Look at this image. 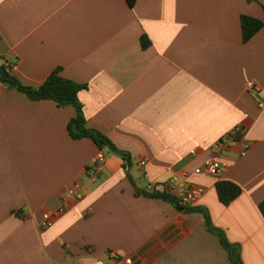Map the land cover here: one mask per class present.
I'll return each instance as SVG.
<instances>
[{
	"label": "crops",
	"instance_id": "0c3cea01",
	"mask_svg": "<svg viewBox=\"0 0 264 264\" xmlns=\"http://www.w3.org/2000/svg\"><path fill=\"white\" fill-rule=\"evenodd\" d=\"M243 16L264 21V0H0V66L28 87L57 69L86 85L87 126L131 155L134 183L70 136L74 107L0 84V264H232L203 214L136 195L171 180L202 188L193 206L264 264V27L244 43ZM234 134L222 176L197 174ZM220 181L242 189L228 206Z\"/></svg>",
	"mask_w": 264,
	"mask_h": 264
},
{
	"label": "trees",
	"instance_id": "16d2710c",
	"mask_svg": "<svg viewBox=\"0 0 264 264\" xmlns=\"http://www.w3.org/2000/svg\"><path fill=\"white\" fill-rule=\"evenodd\" d=\"M127 4L133 8L137 0H126ZM242 39L244 43H248L263 27L264 21L243 16L241 19ZM144 48L148 46L146 38L142 40ZM0 84L9 89H17L27 95L33 101H54L59 107L72 106L76 109V116L70 121L68 131L74 140L91 139L103 153L115 155L121 158L124 162L123 168L128 178L133 183L131 178L132 159L127 152L120 151L116 145L103 133L96 129H91L87 126V119L84 114L83 105L79 95L87 89L86 85L76 83L66 79L61 74V69L55 70L48 79L38 88L28 87L23 85L13 74L11 65L4 63L0 66ZM235 139H240L239 135H235ZM134 184V183H133ZM217 192L220 202L228 206L242 194V189L229 181H220L217 184ZM136 195H144L150 198L162 199L172 205L178 211L185 213H201L206 219V228L209 233L216 236L223 248L229 255L232 264H244L241 256V247L238 244H233L229 241L226 233L214 226L211 217L207 210L198 206L183 205L181 200L173 194L167 192H148L136 189ZM259 210L264 218V201L259 204Z\"/></svg>",
	"mask_w": 264,
	"mask_h": 264
},
{
	"label": "built area",
	"instance_id": "2783aa9c",
	"mask_svg": "<svg viewBox=\"0 0 264 264\" xmlns=\"http://www.w3.org/2000/svg\"><path fill=\"white\" fill-rule=\"evenodd\" d=\"M248 88L250 91H255V92L257 91L254 82H250L248 84ZM233 140H235V134L222 139L217 145H215L212 149L211 157L206 161L203 167L199 168L196 171V173L207 175L210 177L220 178L225 168L224 164L221 161L222 153L224 149L227 146H229ZM192 154H195V152H193ZM105 162H106V156L103 153L99 154V156L94 161V164L92 165L91 172L95 176H97L103 170ZM140 166L145 167L146 162L142 161L140 163ZM79 187H80L79 183H76L74 185V188L69 189V193L76 196V198H80L81 194L77 192V189ZM176 189H179L177 193H175ZM155 191H160V192L164 191L173 194L181 200L183 205H188V206H193L194 202L198 200L204 193V190L200 187L192 186L186 183L178 184L175 180H171L164 185H156L148 192H155ZM65 210H66L65 208H62L54 215L45 213L43 215L42 226L44 228H50L51 226H53L55 218L63 214ZM130 263H131V259L129 258L121 259V261L119 262V264H130Z\"/></svg>",
	"mask_w": 264,
	"mask_h": 264
}]
</instances>
